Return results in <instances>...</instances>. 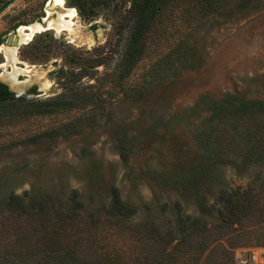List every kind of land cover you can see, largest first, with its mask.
<instances>
[{"label": "rangeland", "instance_id": "1", "mask_svg": "<svg viewBox=\"0 0 264 264\" xmlns=\"http://www.w3.org/2000/svg\"><path fill=\"white\" fill-rule=\"evenodd\" d=\"M8 1L0 0V83L29 99L73 94L79 106L0 123V264H179L168 251L180 217L213 225L221 195L235 190L264 202V0L226 15L169 14L129 72L139 0H95L90 13L65 0L76 10L72 30L23 44L14 43L17 26L42 22L46 9L55 17L56 7ZM114 190L133 214L106 212ZM11 194L51 201L21 216L4 209ZM71 197L78 214L59 220ZM53 219L42 259L34 240ZM250 221L195 235L213 240L197 249L200 260L228 241L238 262L263 264V230L235 235Z\"/></svg>", "mask_w": 264, "mask_h": 264}, {"label": "trees", "instance_id": "2", "mask_svg": "<svg viewBox=\"0 0 264 264\" xmlns=\"http://www.w3.org/2000/svg\"><path fill=\"white\" fill-rule=\"evenodd\" d=\"M243 1L139 0L136 3L134 24L127 44L126 59L129 60V66L126 72H129L132 64L134 65L141 58L147 46L148 37L155 25L161 23L169 14L176 17L185 12L189 14L199 13L201 16L208 14H214L216 16L226 15L233 12ZM77 3L82 10L85 9L90 13L92 12L95 0H88V6L85 4L86 2H81V0L77 1ZM73 97V94H60L48 99H29L24 96H14L7 90L5 84L0 83V123L11 122L16 119V121H19L29 116L52 115L60 111L71 110L79 106V103ZM65 124L62 127H68L72 123ZM114 192L111 205L107 207L106 212L113 216L133 214L135 209L121 203L115 190ZM50 199L51 197L48 195L18 196L11 194L4 204V209L21 216H36L42 212L47 203L51 201ZM221 199L224 202V211L220 215V220L213 225H208V221L205 219L191 217L190 215L178 219L179 237H177V241L168 253L176 255L175 258H179L180 260L179 264H253L248 261L241 263L235 260L232 250L233 244L228 241L225 244L216 242L207 250L201 260L198 256L199 251L197 249H200V251L205 250L213 240L203 242L201 239L197 241L195 235L203 237L210 235L213 230L219 232L222 228L228 227L229 224L244 220L245 217H249V220H251L250 223L245 224V227L244 225H239L243 230L235 235L257 230H263L262 232L264 234V202L261 201L260 205L261 199L257 192L249 189L235 190L233 193L222 194ZM71 201L73 204L68 210L59 211L57 215L59 220L70 221L78 214L80 202L75 197H71ZM53 224L54 219L53 223L48 225L47 229L45 227L43 228L45 231L41 235V238L39 237L37 241L34 240V247L36 250H40L42 259L48 257L43 252L51 250L52 243L50 238L54 236L52 231L54 228ZM50 228L51 231H49ZM257 244L264 246V238L257 241ZM63 248L60 247L59 250ZM54 251L58 250L54 249ZM174 251H178L179 253H174Z\"/></svg>", "mask_w": 264, "mask_h": 264}, {"label": "bare ground", "instance_id": "3", "mask_svg": "<svg viewBox=\"0 0 264 264\" xmlns=\"http://www.w3.org/2000/svg\"><path fill=\"white\" fill-rule=\"evenodd\" d=\"M65 0H52V6L56 7V16L51 17V11L46 9L45 16L42 17V22H35L27 25H19L14 35L15 44H23L28 42L32 36L36 33H40L45 30L59 31H71L73 28L74 17L76 10L72 6H64ZM55 10V9H54ZM9 48L7 52L9 53ZM2 77L4 74L0 72ZM7 82V81H6ZM10 84H14L13 80L9 79Z\"/></svg>", "mask_w": 264, "mask_h": 264}, {"label": "flooded vegetation", "instance_id": "4", "mask_svg": "<svg viewBox=\"0 0 264 264\" xmlns=\"http://www.w3.org/2000/svg\"><path fill=\"white\" fill-rule=\"evenodd\" d=\"M12 1H13V0H9L7 3L9 4V3L12 2ZM7 3H6V4H7ZM6 4H5V5H6ZM8 4H7V5H8ZM67 6H69V5H67ZM41 18H42V16L39 17L38 20H41ZM17 27H18V26H17Z\"/></svg>", "mask_w": 264, "mask_h": 264}, {"label": "water", "instance_id": "5", "mask_svg": "<svg viewBox=\"0 0 264 264\" xmlns=\"http://www.w3.org/2000/svg\"><path fill=\"white\" fill-rule=\"evenodd\" d=\"M7 4H8V3H7ZM7 4H6V5H7Z\"/></svg>", "mask_w": 264, "mask_h": 264}]
</instances>
